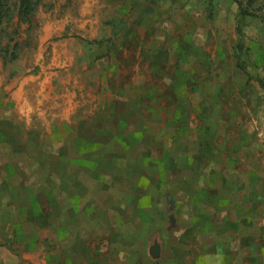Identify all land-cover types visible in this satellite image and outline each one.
<instances>
[{
	"label": "rangeland",
	"instance_id": "rangeland-1",
	"mask_svg": "<svg viewBox=\"0 0 264 264\" xmlns=\"http://www.w3.org/2000/svg\"><path fill=\"white\" fill-rule=\"evenodd\" d=\"M25 209L96 217L102 264H264V0H0V213Z\"/></svg>",
	"mask_w": 264,
	"mask_h": 264
},
{
	"label": "crops",
	"instance_id": "crops-1",
	"mask_svg": "<svg viewBox=\"0 0 264 264\" xmlns=\"http://www.w3.org/2000/svg\"><path fill=\"white\" fill-rule=\"evenodd\" d=\"M36 212V210L25 209L15 215L9 216L6 213L5 215H1L0 213V233L2 235L7 234L5 231L3 233L1 232L2 226H5L7 218H10L12 228H15V232L18 233L16 242H9V246L5 243L1 244L0 264H102L101 260L99 262L97 256L96 244L98 233L96 229V217L93 219L90 218L91 220L89 219L87 227L80 229L75 225L70 226V224L48 226V223L43 220L39 221L41 222L40 226H35L36 219L45 217L43 213L40 212L38 215ZM79 214H65L62 218L66 221L77 217ZM86 214L88 217L91 216V212ZM28 215L33 218V221L35 218V221L32 225L24 226L23 229L20 227L21 225H17V220L13 221L16 225H13V222H11L12 217L19 220ZM77 221L79 220L69 222L74 223ZM43 222L45 223L44 225H42ZM22 230L26 234L24 239L21 236ZM40 234H44V238L39 237ZM47 234H55L56 241L53 243L48 242ZM10 236L8 240H10ZM118 239L120 240L121 237ZM53 244H55V248L51 247ZM117 257H121L119 252ZM103 258L105 259L107 256Z\"/></svg>",
	"mask_w": 264,
	"mask_h": 264
}]
</instances>
